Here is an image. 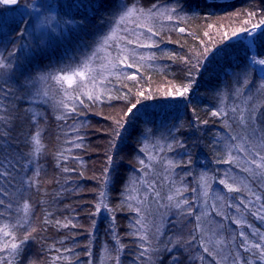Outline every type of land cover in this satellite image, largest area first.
I'll list each match as a JSON object with an SVG mask.
<instances>
[{
	"label": "trees",
	"instance_id": "obj_1",
	"mask_svg": "<svg viewBox=\"0 0 264 264\" xmlns=\"http://www.w3.org/2000/svg\"><path fill=\"white\" fill-rule=\"evenodd\" d=\"M254 53L264 0L0 5V264H264Z\"/></svg>",
	"mask_w": 264,
	"mask_h": 264
},
{
	"label": "rangeland",
	"instance_id": "obj_2",
	"mask_svg": "<svg viewBox=\"0 0 264 264\" xmlns=\"http://www.w3.org/2000/svg\"><path fill=\"white\" fill-rule=\"evenodd\" d=\"M19 2V0H0V5L2 7H13L15 6L17 3ZM233 17V18H232ZM245 19L243 18H237V16H228L223 18L222 20H220V24L222 25V29L220 31L216 32V35H221V34H228L230 33L231 35H226L225 39H227L226 37H230V41H237L236 38L238 36H241V39H243L247 45L250 46L251 50L254 52L255 46H254V37L262 30V27H254L253 29H250L248 31L242 32L238 35H236L235 37L231 38L232 36H234V33L238 32L240 29L241 24H245L249 21H244ZM232 23H234V25L232 26ZM255 56V53H254ZM252 64L253 66L256 68V70L259 72V74L264 77V61L258 59L256 56L252 59ZM81 77H83V74L81 73L80 76H62V79L64 81V83L68 86L72 85L75 81V79L79 78L81 79ZM163 89V88H162ZM162 92L164 93V91L162 90ZM185 93H188V91H186ZM68 98H73V97H68ZM71 100V99H69ZM67 102H70V101ZM55 103V100H53ZM57 106L59 107L60 104L58 102ZM69 112V109H67L64 104L63 107L61 109V114L65 115ZM264 208V206H262ZM262 221H264V213L262 214ZM260 224H262V227L264 228V222H261ZM204 224H201L200 229L205 233L207 240L210 243H216L215 238H214V227L213 226H209L207 227Z\"/></svg>",
	"mask_w": 264,
	"mask_h": 264
},
{
	"label": "water",
	"instance_id": "obj_3",
	"mask_svg": "<svg viewBox=\"0 0 264 264\" xmlns=\"http://www.w3.org/2000/svg\"><path fill=\"white\" fill-rule=\"evenodd\" d=\"M241 39V36H238L237 38H236V40H240Z\"/></svg>",
	"mask_w": 264,
	"mask_h": 264
}]
</instances>
